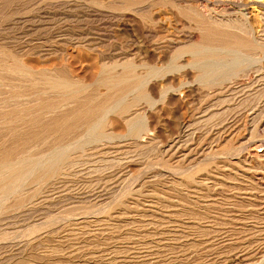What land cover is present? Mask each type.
<instances>
[{
  "label": "rangeland",
  "instance_id": "1",
  "mask_svg": "<svg viewBox=\"0 0 264 264\" xmlns=\"http://www.w3.org/2000/svg\"><path fill=\"white\" fill-rule=\"evenodd\" d=\"M201 13L246 18L258 31L264 27V0H0V62L19 60L34 71L47 68L93 84L103 64L130 59L145 76L143 92L149 100L139 106L145 124L140 143L116 150L127 143L117 140L127 135L128 126L122 116L110 115L106 129L114 138L70 151L64 168L69 176L39 182L36 195L35 185L23 179L24 206L0 193V229L7 235L0 239V264H134L136 252L143 264H166L153 247L156 240H168L174 224L170 217L187 207L206 212L196 220L204 219L201 237L178 243V254L166 257L172 264H264L261 239L244 237L254 220L248 219L244 231L236 222L218 224L209 213L221 209L234 219L238 200L248 205V213L264 219V86L248 100L243 94L218 96L203 86L189 53L176 61L178 47L201 42ZM144 65L156 72L147 74ZM0 77V104L12 106L10 80L17 82V77ZM29 91L26 96L32 95ZM8 140L10 133L0 128V144ZM31 152L40 159L55 148L39 144ZM223 196L229 198L226 203ZM76 204L92 206V212L63 213ZM138 210L169 218L156 221ZM35 226L45 229L31 236ZM133 228L141 232L132 236Z\"/></svg>",
  "mask_w": 264,
  "mask_h": 264
},
{
  "label": "bare ground",
  "instance_id": "2",
  "mask_svg": "<svg viewBox=\"0 0 264 264\" xmlns=\"http://www.w3.org/2000/svg\"><path fill=\"white\" fill-rule=\"evenodd\" d=\"M197 21L199 23L198 25H200L201 42L199 44L191 43L180 46V48L178 47V49H176V61L183 56V53H189L195 60L203 86L216 92L218 96L226 93L243 94L246 95L247 100L252 99L255 95L258 96L264 88H262V86H264V27L259 26L261 30L258 31L256 30V25L251 22L252 20L249 21L246 18L225 19L223 16L207 18L203 14L198 16ZM175 43L178 44L177 42ZM138 67L139 65L130 59H126L122 63L113 62L111 64H103L98 70L95 82L93 84H85L80 80L74 79L75 77H70L65 72L53 71L47 68L34 71L26 67L25 64L19 60H14L11 64H6L4 61H1L0 75L5 76V74H10L11 77H17V82H14L15 78L14 80H10L13 82L8 100L13 103L12 106L6 107L3 106V103L0 104V128H6L8 133H10L9 143L6 142L8 145L0 144V193L5 192L8 195H13L15 202L22 205L24 201V196H22L23 193L21 194L23 179H30V183L35 185L33 191L36 195L40 193L37 188L39 182L49 179L53 180L61 177L63 174L68 175L67 171L69 169L65 170V167L70 161V151L76 149L83 150L85 145L90 141H101L104 139L110 141L114 138L112 133H109L106 129L108 117L110 115L117 114L122 116L125 124L128 126L127 135H119L120 139H118L117 142L122 141L124 138H126L124 140L128 141L124 145H120L123 147L118 146L116 150L124 151L123 149H125L126 146L129 148L132 143L136 145V143L140 141L141 134L145 130L143 115L139 107L140 102L142 100H148V96L143 92L145 76L138 72ZM143 67L147 70V74L156 72L155 68L152 66L144 65ZM18 79L21 80L20 83ZM100 88L104 89L103 93H97L96 90ZM26 90L32 91L30 93L32 95L26 96ZM221 97L222 96L217 98ZM219 103L218 101L217 104ZM217 104L215 106H217ZM230 108H228V110ZM222 128L224 127L222 126ZM79 135L85 137H79ZM115 139L117 138L115 137ZM39 144H52L55 148V152L48 156L42 155L40 159L35 158L31 149ZM260 145L258 144V147H261ZM254 154L257 158L262 156L256 152ZM102 156H105L104 153L100 155V157ZM35 164H37L38 167H36V170H27L29 165ZM250 196L252 195L250 194ZM228 199L229 198L223 196L221 202L226 203ZM247 200L245 202H247ZM24 203L22 206H24ZM234 205L236 212L239 213L234 219L230 218L231 215L228 212H222L221 209L211 210L209 213L212 214L218 224L236 222L241 225L240 228L244 231H247L246 225L248 219L254 220L255 227L251 229L252 232H250L248 236L244 237L248 240L260 238L262 241L260 242L258 240L260 246L264 245V226L258 228V225L264 224V221H262L264 219L258 218V215L255 214L256 212L254 211L248 213L249 209L246 207L247 204L242 201L237 200ZM92 209L93 207L88 205H71V207L65 208L63 213L67 214L66 216L73 213L75 214L77 211L88 214ZM136 212L139 213L140 216L151 217V215L145 214V212L143 213V210H138ZM154 213L156 212H153V214ZM202 214H206V212L193 207H187L181 211V214L178 213L175 217L171 216L170 218H172L174 222V224L169 227V232L171 234L165 242L164 240H156V247L154 246L153 250H157L158 252H153V254L158 255L160 259H166V264H172V261L166 257L178 254L175 248L178 243L183 242V239L185 241L190 240L188 238L191 236H193L192 241H199L198 239L201 237L199 222L203 223L204 219H199L201 221L196 220L199 216L205 218ZM72 216L73 215H71V217ZM161 216L162 217L157 218L156 215L151 218L157 219L156 221L160 222L167 221L165 220L166 217L169 218L168 215L161 214ZM48 223L51 224L52 222L48 221ZM45 225L43 224V226ZM38 228L44 227L35 226L32 228L33 230L30 229L33 231L31 236L37 233L35 229L39 230ZM237 229L239 230V228ZM243 230H241V232ZM138 231L141 232V230L133 228L130 230V233L132 236H135L139 233ZM124 235H126V232ZM194 235H196L195 238ZM6 237L5 231H1L0 229V239ZM144 238L151 239V235H146ZM49 240H51V238ZM162 243L166 245L164 250L160 251L163 248ZM260 246L256 249L258 253L262 252V247ZM131 249H129V251H132ZM140 251H142V249ZM138 253L140 252H136L132 257L134 258V264H143L141 262V255L139 254L140 256H137ZM147 257L149 256L147 255ZM201 261H204V259ZM4 262L6 261H3V263ZM9 262L11 263V261ZM21 262L20 264L23 263Z\"/></svg>",
  "mask_w": 264,
  "mask_h": 264
}]
</instances>
